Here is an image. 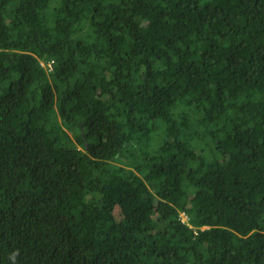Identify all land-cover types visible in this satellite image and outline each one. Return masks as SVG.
I'll return each mask as SVG.
<instances>
[{
	"label": "trees",
	"instance_id": "16d2710c",
	"mask_svg": "<svg viewBox=\"0 0 264 264\" xmlns=\"http://www.w3.org/2000/svg\"><path fill=\"white\" fill-rule=\"evenodd\" d=\"M0 264H264V0H0Z\"/></svg>",
	"mask_w": 264,
	"mask_h": 264
}]
</instances>
